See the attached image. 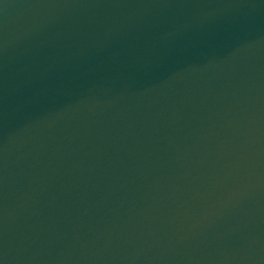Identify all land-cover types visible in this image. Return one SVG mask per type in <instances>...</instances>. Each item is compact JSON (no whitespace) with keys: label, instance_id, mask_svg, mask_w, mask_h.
Wrapping results in <instances>:
<instances>
[{"label":"water","instance_id":"1","mask_svg":"<svg viewBox=\"0 0 264 264\" xmlns=\"http://www.w3.org/2000/svg\"><path fill=\"white\" fill-rule=\"evenodd\" d=\"M0 264H264V0H0Z\"/></svg>","mask_w":264,"mask_h":264}]
</instances>
